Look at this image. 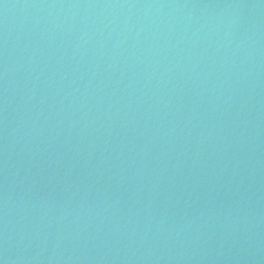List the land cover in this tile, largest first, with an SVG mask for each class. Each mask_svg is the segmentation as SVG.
<instances>
[{"label": "water", "instance_id": "obj_1", "mask_svg": "<svg viewBox=\"0 0 264 264\" xmlns=\"http://www.w3.org/2000/svg\"><path fill=\"white\" fill-rule=\"evenodd\" d=\"M0 264H264V0H0Z\"/></svg>", "mask_w": 264, "mask_h": 264}]
</instances>
